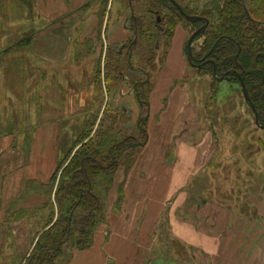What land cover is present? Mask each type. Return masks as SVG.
<instances>
[{"label": "rangeland", "instance_id": "rangeland-1", "mask_svg": "<svg viewBox=\"0 0 264 264\" xmlns=\"http://www.w3.org/2000/svg\"><path fill=\"white\" fill-rule=\"evenodd\" d=\"M38 3L40 8L45 11L42 12L43 15L38 19L36 25ZM111 6L108 29L106 33L103 30L101 33L99 25L100 0H30L22 4H17L16 0H0V47H39L40 37L35 42L33 37L36 36V29L40 24L49 27L44 35L47 37L45 42L52 43L51 45L55 47L59 44L62 55L66 56L65 59L63 58L57 63L56 68L51 66L55 64L46 63L48 72L44 78L51 81L49 86H56L59 89L62 100L58 102L63 104V108L59 111L52 110L48 115L43 116L45 110L39 108L38 113L33 110L35 105H40L41 108L44 105L48 108L46 98L40 97L43 94L44 85L41 84L42 80L38 73L34 76L25 71L26 61L19 57L8 58L6 66H12L9 73H6L7 69L0 68V82L5 75H8L9 83L8 85L0 83V184L7 187V179L10 174L25 173L28 176L23 179L21 187H18L13 202L8 208L16 206L19 209L25 208L26 212L37 210L35 211L37 216L42 215L44 211L43 215H45V219L47 218L51 207L44 208V205L50 200L52 172L84 128L90 113L97 111L99 104L107 101L104 88L99 81L97 82L95 70L100 62L106 66L122 60L121 64L124 65L123 56L116 53L122 50L123 43L130 38L128 32L124 33L123 29L125 28L118 25L122 31L119 34V40H112L113 30L117 26L118 13L126 15L125 0H112L110 8ZM26 9L28 11L33 9L29 16ZM50 12L52 16H49ZM54 19L56 20L54 21ZM29 35H32V39L23 43L24 46L20 44L23 37ZM49 38L52 39L51 42H49ZM122 38L124 39L121 40ZM105 41L107 46L114 47L115 53L114 55L108 53L105 59L102 57L99 59ZM73 47H80V49L76 51ZM91 47H94V51L87 57V51L91 50ZM152 47L154 49L152 53L156 57L152 64L144 67L152 74V80H156L164 67L163 59H165L166 47L165 44L162 47L157 45ZM134 53L137 59L139 56L147 58L151 54V47L140 45L135 48ZM141 53L143 54L141 55ZM10 54L11 52H0L4 61ZM79 54H83V56L79 58ZM182 55L186 65V74L182 78H176L171 88L177 85L182 87L181 89H184L190 98L189 104L195 107L198 131L190 140V144L203 139L204 136L212 138L215 142L213 156L203 167L204 174L208 179L199 180L197 187L204 188V196L210 197L222 205L232 207L234 212L244 213L248 210L252 214L256 210L247 207L248 197L252 192V186L256 183L257 176L264 172V144L260 140L261 138L264 141V128L256 127L251 122L253 133L248 135L251 130L252 116L248 112L246 104L242 102L237 85L233 86L228 81L221 80L212 87L211 77L199 76L196 70L191 67L188 56L185 54V47ZM76 59L83 61L80 63L79 70L87 78L73 81L71 78L76 77L77 70H74L72 66L71 69L69 64L71 60V63L77 62ZM143 61V59H139L138 65L143 66ZM30 64L29 69L34 70L32 62ZM91 67L94 72L93 83L88 79ZM138 75L140 74H130L125 82L119 84L121 88L115 89L112 94L113 104L125 107L133 117L139 112V107L132 97L133 91L129 87V82ZM33 81L35 83H32ZM46 88L45 85V90ZM69 88L70 90L86 88V92L82 94L77 90L75 95ZM91 91H93L92 99L90 98ZM211 97L215 98L217 105V109L213 113L207 110L206 105ZM75 98L76 100L82 98L87 100L84 107L74 114L75 110L72 109V104ZM77 102L80 103V101ZM25 104L28 107L27 110L23 106ZM92 104L94 109L91 111ZM29 110H32L33 113L27 115L26 112ZM185 120L189 121V118L186 116ZM188 132H182L181 138L190 139L194 132L191 130ZM12 142L16 154L10 152ZM211 145L214 146V144ZM175 154V145H172L168 149L166 160L170 161ZM19 155H21V160H25L19 164L21 167L16 166V156ZM196 175L198 177L200 173L197 172ZM193 183L194 181L192 187H194ZM161 224L159 236L163 243L160 242L159 248L162 255L160 254L159 261L155 264H164L163 261L172 262L169 257L176 254L181 260L186 257L190 258L194 254L195 248L184 243H176L179 239L171 234L166 213L163 215Z\"/></svg>", "mask_w": 264, "mask_h": 264}, {"label": "crops", "instance_id": "crops-1", "mask_svg": "<svg viewBox=\"0 0 264 264\" xmlns=\"http://www.w3.org/2000/svg\"><path fill=\"white\" fill-rule=\"evenodd\" d=\"M16 1L17 4L27 2ZM111 4L110 0L109 9ZM33 9L29 11L26 9L28 16ZM36 9L37 25L38 19L42 17V12L45 10L40 8L39 3ZM109 15L110 10L106 13L102 25L100 24L101 19L99 21L101 33L102 30L106 33L108 29ZM49 16H52L51 12ZM41 23L43 25V22ZM116 25L112 34L114 41L119 40L121 27L124 28L123 19H118ZM48 28L39 24L36 29V36L34 35L33 40L35 42L40 37L39 47H0L1 53L11 52L5 61L0 55V68L7 69L6 73H9L12 68L11 65L6 66L8 58L18 57L26 61L25 71L34 76L38 73L42 80L41 84L44 85L43 94L40 97L46 98L48 108L44 105L42 108L40 105H35L33 110L37 113L39 108L45 110L42 116L48 115L52 110L59 111L63 108V104L58 102L62 100L59 89L56 86H49L51 81L44 78L48 72L46 63L55 64L51 66L56 68L57 63L64 57L66 58L62 55L59 44L55 47L51 45L52 43L45 42L47 37L44 35ZM123 31L128 32L126 29ZM187 36V29L179 24L164 67L154 82L150 93L148 142L128 171L124 168L117 170L113 185L107 195L105 221L96 227L92 244L89 247L73 250L68 264H155L162 255L159 246L163 242L159 236V228L162 227L161 220L165 213L167 223L171 227V234L179 239L176 243L193 246L195 252L190 258L186 257L182 260L177 254L170 256L169 259L172 262L163 261L164 264H263L264 172L257 176L256 183L252 186V192L248 197L247 207L256 210L252 214L248 210L244 213L234 212L232 207L204 196V188L197 187L199 180L208 179L203 167L213 156L215 142L212 138L204 136L203 139L190 144V140L198 131L195 107L189 104L190 98L187 92L181 89L182 87L177 85L171 88L176 78H182L186 74L182 54H184ZM51 40L49 38V42ZM107 47L105 41L99 59L101 57L105 59ZM73 48L76 51L80 49V47ZM93 51L94 47H91V50L87 51V57ZM82 56L83 54H79V58ZM76 60L77 62L73 63L71 60L69 64L71 69L73 67L77 70L76 77L71 78L73 81L87 78L79 70L80 63L83 61ZM31 62L34 70L29 69ZM52 70L55 71V69ZM3 78L0 83L8 85V75ZM88 79L93 83V67H91ZM77 90L82 94L86 92V88L70 91L76 95ZM132 95L135 99L134 93ZM92 97L93 91L90 92V98ZM74 100L72 109L75 110V114L77 110L84 107L87 99L76 100L75 98ZM23 106L25 110L28 109L26 104ZM93 109L92 104L91 111ZM30 113H33L32 110L26 112L27 115ZM138 113L132 116L133 120L137 118ZM186 116L189 121L185 120ZM188 130L193 131L194 134L190 139L184 140L183 137L181 138V133H189ZM172 145H175L176 154L168 161L166 155ZM11 148L10 152L16 154L13 142ZM16 157V166L21 167L19 164L25 160H21V155ZM197 172L200 173L198 177H196ZM25 175V173L10 174L7 187L0 184V264H20L31 248L36 233L46 224L44 211L42 215L37 216L35 212L37 210L26 212L25 208L19 209L16 206L8 208L13 202L18 187H21L23 179L28 178ZM193 181L194 187H192ZM120 189L123 194L119 205L117 202ZM53 192L54 187L49 192L50 200Z\"/></svg>", "mask_w": 264, "mask_h": 264}, {"label": "trees", "instance_id": "trees-1", "mask_svg": "<svg viewBox=\"0 0 264 264\" xmlns=\"http://www.w3.org/2000/svg\"><path fill=\"white\" fill-rule=\"evenodd\" d=\"M100 1L102 25L108 10L110 20L112 6L109 9L110 0ZM125 9L126 15L118 13L117 18L123 19L130 38L116 53L123 56L125 63L122 65V60L106 66L99 63L97 82L108 100L88 116L84 128L52 173L54 192L44 205L51 207L46 224L36 233L20 264H68L74 249L92 244L96 227L105 221L107 195L117 170L128 171L149 139L150 93L155 80L144 66L152 64L156 57L152 46L165 44L166 62L175 30L181 24L188 31L185 43L188 56L189 37L206 23L202 19L191 21L185 15L203 16L209 21L204 32L193 39L191 67L199 76L211 77L212 87L222 76L231 85H237L252 116L248 135L253 133L251 122L256 126L251 104L264 125V0H125ZM31 39L29 35L20 44ZM140 45L151 47L150 56H139L144 60L143 66L138 65L134 53ZM108 53L114 55V47L109 45ZM130 74H140L129 82L139 107L135 120L125 107L113 104L110 98ZM241 80L250 101L244 97ZM214 99L209 98L206 104L211 113L217 109ZM122 194L120 189L119 205Z\"/></svg>", "mask_w": 264, "mask_h": 264}, {"label": "water", "instance_id": "water-1", "mask_svg": "<svg viewBox=\"0 0 264 264\" xmlns=\"http://www.w3.org/2000/svg\"><path fill=\"white\" fill-rule=\"evenodd\" d=\"M187 19L191 20V21H194V20H197V19H205L206 21V24L204 26H202L201 28L199 29H196L192 34L191 36L189 37L188 39V48H189V52H188V61L191 63V57H192V50H191V46H192V41L193 39L195 38V36L200 33V32H203L204 31V28L207 26L208 24V19L207 18H203V17H200V16H196V15H185ZM241 86H242V89H243V94H244V97L246 100H249L250 101V96L247 92V89L243 83V81L241 80ZM253 106V105H252ZM255 111V109H254ZM255 121L256 123L259 125V118H258V114L257 112L255 111ZM264 127V126H263Z\"/></svg>", "mask_w": 264, "mask_h": 264}, {"label": "flooded vegetation", "instance_id": "flooded-vegetation-1", "mask_svg": "<svg viewBox=\"0 0 264 264\" xmlns=\"http://www.w3.org/2000/svg\"><path fill=\"white\" fill-rule=\"evenodd\" d=\"M200 17H203V16H200ZM203 18H205V17H203ZM202 20H205V19H202ZM206 24V23H205ZM205 24H202V25H200L197 29H199V28H201L202 26H204ZM207 27V26H206ZM205 27V28H206ZM205 28H204V30H205ZM204 32V31H203ZM203 32H200V33H203ZM199 34V33H198ZM196 37V36H195ZM193 42V41H192ZM192 47V46H191ZM197 65V64H196ZM221 80H225V78H224V76H222V77H219L218 78V81H221ZM249 101V100H248ZM253 104H251V106H252ZM252 108H253V111H254V106H252ZM256 111V110H255ZM255 111H254V117H255ZM257 112V111H256ZM258 114V113H257ZM258 118H259V115H258ZM255 119V118H254ZM255 123H256V121H255ZM256 126L257 127H262V128H264L263 126L264 125H262V124H260V121H259V125L256 123Z\"/></svg>", "mask_w": 264, "mask_h": 264}]
</instances>
